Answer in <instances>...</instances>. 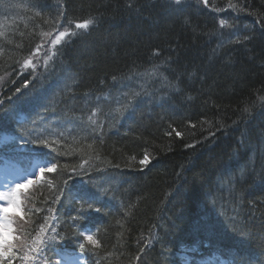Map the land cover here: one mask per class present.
<instances>
[{
  "label": "trees",
  "instance_id": "16d2710c",
  "mask_svg": "<svg viewBox=\"0 0 264 264\" xmlns=\"http://www.w3.org/2000/svg\"><path fill=\"white\" fill-rule=\"evenodd\" d=\"M191 2L176 12L163 0H38V8L33 7L37 0H0V32L5 33L0 37V78H4L0 89V134L31 139L29 131L44 132L57 141L52 145L57 152L67 153L56 156L53 152L59 164L57 172L47 173L42 183L31 186L29 206L41 209L34 217L36 224L54 215L56 233L66 237L62 244H53L47 251L51 262L57 251L80 253L75 236V230L80 229H100L98 238L103 245L95 254H83L85 264H137V257L142 255L146 260L141 264H179L180 250L192 245L198 248V254L220 251L237 264L250 254H264V167L260 165L264 163V121L261 128L233 124L246 103L256 105L258 96H264V29L256 23L257 16L264 13V0H247L249 11L257 15L240 13L241 23H255L246 33L255 39L245 45L223 42L225 37L218 33L216 17ZM209 2L224 8L228 0ZM189 5L191 12L186 9ZM61 11V22L66 25L68 21L89 19H74L73 14L95 11L109 24L104 29L96 28L95 23L86 32L78 30L79 35L57 47V55L43 66V72L38 68L23 73V61L43 38L41 33L53 31L52 21ZM231 12L226 9L224 15L230 18ZM185 18L190 23L186 24ZM206 31L215 40L213 55L200 46L201 32ZM143 62L147 64L135 68ZM153 63L162 73L180 70L189 79L180 82V87L164 77L165 91L154 88L148 85L150 77L146 75V67L150 69ZM114 76L118 78L115 82ZM102 82L108 84L107 92L112 97L129 89L139 91L144 85L148 96L161 98L169 107L184 108L181 119L162 126L143 118L144 110L134 107L122 127V122L105 114L100 103H90L79 96L82 87L95 89ZM23 85L37 91L25 90ZM182 88L186 89L180 94ZM64 91L71 93L69 100H62ZM42 93L46 99H40ZM174 96L178 101L172 100ZM97 107L101 111L95 119L102 128L88 120ZM74 108L80 110L82 118L72 115ZM19 114L24 119L18 120ZM176 131L181 135L176 136ZM206 134L222 141L220 147L203 149L194 159L192 149L204 142ZM47 151L50 150L38 149L23 140L0 143V156L7 159L20 154L39 158V152ZM145 153L148 162L141 164ZM246 154L257 156L258 163L249 166L252 161ZM89 157V162L79 168L82 160ZM65 164L77 167L80 174L65 173ZM252 177L254 181L248 186ZM65 179L68 184L64 195L54 203L56 191L49 189L48 181L60 186ZM175 181L180 182L179 194H171L167 201L175 208L173 215L178 214L190 224L191 231L182 235L176 225L168 232L160 229L161 219L169 212L162 214L165 190ZM127 186L131 189L128 199ZM82 188L93 194L94 207L102 212L89 211L84 220L74 222L72 217L77 215L79 205L73 197ZM49 208L54 211L49 213ZM255 219L258 225L248 226ZM206 224L210 227L206 228ZM234 224L245 228L243 241L233 230ZM151 235L154 239L149 247L139 243ZM162 245H168V252L161 259L154 257ZM13 264H19V259H14Z\"/></svg>",
  "mask_w": 264,
  "mask_h": 264
},
{
  "label": "snow or ice",
  "instance_id": "6c2138e0",
  "mask_svg": "<svg viewBox=\"0 0 264 264\" xmlns=\"http://www.w3.org/2000/svg\"><path fill=\"white\" fill-rule=\"evenodd\" d=\"M168 7L176 12L183 11V6L186 3V0H166ZM197 3L202 4L205 7H210L213 12H222L226 9H231L235 13H247L248 15H257L254 11H249L247 6V0H243L242 3H234L233 0H228V3L224 8L217 7L214 3L210 6L209 0H197ZM33 7L38 8L39 3L33 5ZM128 7H132L131 4ZM39 11L36 12V15H40ZM64 16V12L61 11L58 16L52 21L55 25L53 31L58 33L53 36V32H43L41 35L43 37H50V47L45 52V64L47 61L52 60L54 56L57 55L58 45H61L62 41H65L66 38H71L80 34L77 30H84L85 32L89 29L91 25L95 24L94 18H89L83 20L82 22H73L68 21V26L63 27V30H60L61 26V18ZM48 21H46L47 23ZM74 23V28L71 26ZM185 23H190L188 18H185ZM256 23L260 25L262 29H264V13H261L257 16ZM218 27L221 30L224 29H233L230 34L235 38L228 41L229 44H239L245 45L247 42H251L255 39V36L251 33L249 34H237L238 29L236 25L230 23L228 19L221 18L218 21ZM0 37H5L4 32H0ZM11 43V41H8ZM223 45H221L222 47ZM42 45H38L35 52L32 53V56H36L39 54ZM158 54V53H157ZM23 67L27 68L31 66L33 69L35 68V64H33L32 58H27L23 61ZM158 72V68H154L151 73H147L146 75L149 77L156 76ZM113 81H117V77L112 78ZM165 79H167L165 77ZM171 86V85H170ZM20 89H17L19 92ZM150 93L145 89L144 85H140V90L129 89L126 92H120L115 97L108 96L106 100L109 103L114 102L116 107L112 109V112L109 115H112V119H118L119 117H123L125 113L133 110L135 107V102L142 96H148ZM258 100L261 103V113L264 114V96H258ZM256 107L255 102L251 105L245 104L244 107L240 110L241 116L245 122L250 121L256 115L253 109ZM101 109L97 107L94 109L91 114L88 116V120L92 125L96 127L102 128V125L97 124V120L95 119L97 113L100 112ZM114 113V115H113ZM35 123V122H34ZM237 122L233 121L235 125ZM47 131V130H45ZM95 131V129H94ZM63 136V134H60ZM171 135V133H168ZM176 136H180L181 133L176 131ZM214 135V133H213ZM28 136L32 137L31 139H24L21 136H14L9 133H5L2 137V142L4 145H8L10 141L13 140H23L26 144H32L37 146V148L49 149L47 152H39L38 156L42 163L33 164V168L37 171L29 172L26 175L15 181H9L3 185V190H0V264H13L14 259H20L27 264V262L31 261L32 264H51L47 256V251L51 250V245L53 244H62L66 237L60 236L56 233V229L52 227L48 220V217H44V222L37 225L35 216L41 211L40 208L29 206V201L31 197L28 195L30 186H35L38 183H42L44 181L45 175L47 173H55L58 170L59 164L56 161L55 157L52 156V153L55 152L56 156L66 155L67 153L57 152L53 144L57 141L55 139H50L49 136L45 135L44 132H35L29 131ZM103 143V140L100 141ZM191 147L192 145H188ZM88 148L91 149L92 145L89 144ZM83 159L82 163L78 165L79 168H83L84 164H87L89 160ZM99 158L98 156L96 157ZM148 154L145 153L144 158L140 160L141 164H145L148 162ZM116 167H119L116 165ZM63 171L65 173L72 172L79 175L77 172V167L69 168L67 164L63 165ZM98 171H102L98 169ZM68 179H71V176H68ZM68 179L62 181V185L57 186L53 181H48L49 189H55L56 195L54 199V203H59L61 197L64 195V188L68 184ZM76 203L79 205L77 208V215L72 217V220L75 222L77 220H84L86 214L89 211H94L96 213H101L102 209L99 207H94V196L90 193L86 188L80 189L76 195L73 197ZM13 210V211H10ZM54 209L49 208L48 212L52 213ZM55 219V216L51 217ZM205 227H210V225H205ZM49 229L51 232L56 233L55 235H48ZM233 230L239 236V238L243 241L245 239L246 233L245 228L240 227L237 228L236 225H233ZM100 229H96L93 232L91 229H80L75 230V236L78 239V250L81 253V256H77L74 262L71 264H81L82 256L85 252L96 253L97 249L103 247L101 240L98 238ZM151 243V240L148 241ZM198 248L195 245L187 246L181 250V254L183 256V264H197L196 262V254H198ZM139 259V257H137ZM216 264H237L235 259L229 260L227 262L221 261L219 256L215 257ZM59 264V262H58ZM241 264H264V254L261 256L256 255H248L246 259H242Z\"/></svg>",
  "mask_w": 264,
  "mask_h": 264
},
{
  "label": "bare ground",
  "instance_id": "6f19581e",
  "mask_svg": "<svg viewBox=\"0 0 264 264\" xmlns=\"http://www.w3.org/2000/svg\"><path fill=\"white\" fill-rule=\"evenodd\" d=\"M187 12H191V5H189V7H186ZM96 13L94 14H89V13H85L82 14L81 16H77L73 14V18L74 19H79L80 17H87V18H94L95 19V23H96V28H98L99 26L101 28L104 29V27H106L109 22L107 20H105V18L103 17L102 14L98 13L97 11H95ZM126 16V15H123ZM198 21L201 23V25H203L202 20L198 18ZM95 30V29H93ZM202 36H201V43L200 46L201 48H203V50L208 51L210 55L214 54L213 51V47L214 45H212L213 41L215 43L214 37L212 35H209V32H201ZM158 53V52H157ZM157 65L151 64V68L148 69V72L151 73L153 71L154 68H158L155 67ZM164 77H168L170 81L175 82V86H178L180 84V82H184L186 83L187 80L189 79V77H187V75H183L181 73L180 70H178L177 72L171 73V74H167V73H162L160 72L159 68H158V72L156 74V76L154 77H150V82L148 83V85H152L154 88H158V87H164V83H163V78ZM185 77V78H184ZM172 82V83H173ZM174 84V83H173ZM147 85V86H148ZM107 86L108 84L102 82L98 88L95 89H90L87 86L82 87L81 91H80V98L85 100V101H89L90 103H100L102 105V107L104 108V112L106 115H108L109 117H112V115H109L110 112H112V109H114L116 107L114 102L109 103L108 100H106V97L110 96V94L107 92ZM180 87H183L182 85H179ZM110 87V84H109ZM163 88V90H164ZM23 89L25 90H29L32 91L33 89L31 87L25 86L23 85ZM186 88H182L180 90V94H183L185 92ZM33 91H37V90H33ZM86 91H91V94H88ZM165 91V90H164ZM65 92V91H64ZM62 100H69L71 98V93L69 91L61 94ZM40 99H46L44 97V94H40ZM168 100V99H167ZM172 100H176L178 101V99L174 96ZM44 102H47L46 100ZM245 103V102H244ZM138 108H141L142 110H144L141 112L142 113V117L143 118H149L150 121H153L154 123H159L160 125L162 124V126H170V124H172V122L177 121V119H181V115L180 112L181 110H183L184 108L178 106V107H169L167 106V104L165 105L164 101L161 100V98H158L157 96H142L140 97L136 102H135V109L138 110ZM160 108V109H159ZM166 108H168L166 111H164ZM149 109V110H147ZM159 109V110H158ZM53 111V109H51ZM146 110V111H145ZM149 111V112H147ZM177 111V113L175 112ZM253 111L256 113L255 117L253 119H251L248 122H245L244 119L241 116V111H239L236 114V125L239 124H248L251 127L254 128H261L262 127V122L264 121V115L261 113V103L259 101L258 104H256V107L253 109ZM72 115H75L79 118H82V113L80 112V110L78 108H74L73 111L71 112ZM128 113V112H127ZM127 113L124 114L123 117H119L117 120L119 122H122V127H124L127 122H128V118H127ZM157 113V114H155ZM173 114V115H172ZM114 115V113H113ZM172 115V116H171ZM105 135V134H103ZM222 141H218L216 138H213L211 136H208L207 134L205 135V140L202 144L200 145H196L194 149H192V153H194L196 156H194V159L197 157V155L202 154L203 149L210 151V150H214V149H219L220 144ZM242 149H245L244 146L241 145ZM186 150V149H183ZM185 152V151H184ZM183 154L187 155V153ZM246 158L249 159L250 161H252V163H249V166H252L254 163H258L259 158L257 156H249L246 154ZM260 165L262 167H264V163L260 162ZM130 167H133L134 164H129ZM253 175V174H252ZM264 177V173L262 174ZM254 176V175H253ZM255 177V176H254ZM254 181V178L252 177L249 181V185H251ZM180 188V182L175 181L173 183V185H171V187L167 188L165 190V201H166V205H163V212L169 211L167 213V215L161 219V227L160 229L164 232H168L171 230V228L176 225L177 231L179 230V228L181 229L180 234H184V233H188L191 231V227L190 224L188 222H186L184 219H182V217H179L178 214L173 215L174 214V207L170 206L167 199L171 194H179L177 189ZM131 189L128 190V186H127V191L125 190L126 193V197L127 199L131 196ZM184 192V191H183ZM258 222L256 221V219L253 221V223L251 225L248 226H257ZM179 236V233H178ZM169 248L168 245H162L161 248L157 249V255H153L154 257H158L159 259H161L163 257V254H166L168 252Z\"/></svg>",
  "mask_w": 264,
  "mask_h": 264
},
{
  "label": "rangeland",
  "instance_id": "374dc122",
  "mask_svg": "<svg viewBox=\"0 0 264 264\" xmlns=\"http://www.w3.org/2000/svg\"><path fill=\"white\" fill-rule=\"evenodd\" d=\"M166 1V0H164ZM186 1H189V0H186ZM191 1H197V0H191ZM225 12V11H223ZM221 12L217 13L216 14L219 16ZM240 16V13H235V12H231L230 14V18H229V22L230 23H233L236 25V28L238 29L237 31V34H240V31L239 29H242V30H247L249 25H252V26H255V23L254 22H251L248 26L243 24V23H240L239 19L238 18ZM231 19H234V20H231ZM65 26H68L66 25V23L64 22H61V26H60V30H63V27ZM74 28V26H73ZM228 31H230V33L232 31H234L233 29H227ZM78 31V30H77ZM53 32V36L51 38H54V36L58 33L54 32V31H51ZM50 37H43L41 39V41L39 42L38 45H42V48L39 52L38 55L36 56H32V53L35 52L37 46L35 47V49L33 50V52H31V54L29 55L28 58H32L33 60V64H35V68L33 69L31 66L25 68L23 67V71L25 72H34L36 71L38 68H43L45 64V60H46V57H45V52L49 49L50 47V44H49V41L51 39ZM232 38L234 39L235 37L232 35ZM69 39L66 38L65 41H62L61 44H63L64 42L68 41ZM225 43H228V41H224ZM59 46V45H58ZM52 60H49L47 62H51ZM145 62V61H144ZM139 63V64H136L135 65V68H142L144 65H146L147 63ZM146 67V66H145ZM147 68V67H146ZM42 69H39V70H42ZM38 71V70H37ZM4 83V78H0V89H1V86L2 84ZM15 160H19L18 163H20V167L19 166H16L14 164V162L12 161H8L6 160L5 157H1L0 156V190H3V185L9 181H15L19 178H21L22 176L26 175L27 173L29 172H33V171H37V175H38V170L37 169H34L33 168V164L35 163H39L38 161H36V159H34L33 157L31 156H25L24 154H20L19 156L15 157L14 158ZM31 192H32V187L30 186V189H29V193L28 195L30 196L31 195ZM10 211H13L10 209ZM52 227H53V223L50 224ZM48 235H53V232H51V229H49V232H48ZM140 244H145L146 243V239L143 238V239H140ZM79 256L78 254H75V253H62L60 254L59 256H57V258L55 260H53L51 262V264H71V262H74L75 258ZM216 257V256H213V258ZM220 259H221V256H219ZM224 259V258H222ZM145 260H143L142 256L139 258L138 260V263L141 264L142 262H144ZM221 261H224V262H227V260H221ZM196 262L198 264V262L200 264H204L203 260L198 258L196 259ZM20 264H25L24 261L21 260ZM27 264H32L31 261L27 262ZM81 264H84L83 262V259H81Z\"/></svg>",
  "mask_w": 264,
  "mask_h": 264
}]
</instances>
